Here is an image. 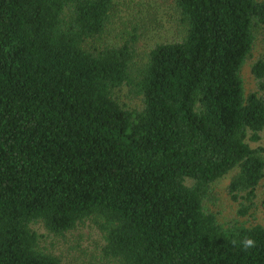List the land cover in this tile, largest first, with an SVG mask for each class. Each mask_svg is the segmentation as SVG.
Masks as SVG:
<instances>
[{"label": "trees", "instance_id": "16d2710c", "mask_svg": "<svg viewBox=\"0 0 264 264\" xmlns=\"http://www.w3.org/2000/svg\"><path fill=\"white\" fill-rule=\"evenodd\" d=\"M257 44L264 0H0V264H81L38 228L86 222L89 264H264Z\"/></svg>", "mask_w": 264, "mask_h": 264}, {"label": "rangeland", "instance_id": "374dc122", "mask_svg": "<svg viewBox=\"0 0 264 264\" xmlns=\"http://www.w3.org/2000/svg\"><path fill=\"white\" fill-rule=\"evenodd\" d=\"M257 44L253 51L254 55H258L264 51V46ZM250 61L244 65L242 69V75L245 81L246 88H252L254 80L249 71ZM264 144V136L261 141ZM231 174H227L218 181L214 182L212 186L211 198L207 201L208 206L218 212L219 217L228 219L234 216L236 204L230 199L227 194L226 187ZM247 222H259L264 224V207L258 202V207L254 211L244 218ZM86 222L83 226L79 227L73 232L67 233L63 237L54 236L52 234H46L42 228H38L39 232L45 234L42 238V244L55 252L60 254L62 259L70 263L76 262L81 264H89L94 259L91 255L97 256L99 253V244L101 238L99 234ZM94 264H100L99 260H95Z\"/></svg>", "mask_w": 264, "mask_h": 264}, {"label": "clouds", "instance_id": "9594fccd", "mask_svg": "<svg viewBox=\"0 0 264 264\" xmlns=\"http://www.w3.org/2000/svg\"><path fill=\"white\" fill-rule=\"evenodd\" d=\"M233 244L236 243V241H232ZM240 244L243 248V250L247 251L249 249H253L257 246V242L252 237H244L242 241H240Z\"/></svg>", "mask_w": 264, "mask_h": 264}]
</instances>
